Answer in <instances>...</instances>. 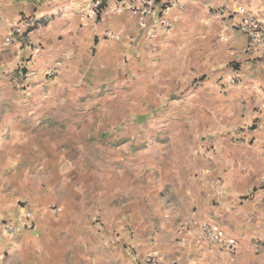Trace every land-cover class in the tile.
Wrapping results in <instances>:
<instances>
[{
    "label": "crops",
    "instance_id": "crops-1",
    "mask_svg": "<svg viewBox=\"0 0 264 264\" xmlns=\"http://www.w3.org/2000/svg\"><path fill=\"white\" fill-rule=\"evenodd\" d=\"M116 1L92 20L90 0H0V224L35 213L32 231H0V264H264V49L235 28L264 23V0H178L172 34L153 40V20L141 27ZM24 17L30 46L7 45ZM90 153L115 187L98 205L112 219H54L44 180L81 176L74 161ZM203 225L236 253L204 242Z\"/></svg>",
    "mask_w": 264,
    "mask_h": 264
},
{
    "label": "built area",
    "instance_id": "built-area-1",
    "mask_svg": "<svg viewBox=\"0 0 264 264\" xmlns=\"http://www.w3.org/2000/svg\"><path fill=\"white\" fill-rule=\"evenodd\" d=\"M173 9L183 10V6L178 0H117L114 7L111 8L114 12H128L132 16L141 18V27L146 28V19H152L153 25L149 31L147 38L153 40L160 34L170 35L174 30V24L168 19L169 13ZM105 11L104 0H90L88 17L92 20H97ZM32 27V20L29 17H24L20 23L13 27L10 37L6 40L7 45H21L29 47V33ZM235 28L247 36L249 50L264 49V23L255 16L243 15L242 18L235 24ZM107 38L119 41L120 37L108 34ZM34 55L38 50H33ZM25 68H23L24 71ZM25 72V73H24ZM23 77L25 80L32 81L34 76L25 71ZM54 73L49 72L47 78H53ZM231 84H236L237 79L232 78ZM261 184L264 186V177L261 179ZM57 213V210H54ZM35 227V213L31 211L25 212L19 223L2 222L0 231L15 235L20 230L32 231ZM199 237L209 245L218 246L221 250L229 255H234L237 251V246L234 242L225 239L221 233L214 227L203 225L198 230ZM142 264H176L173 260H164L157 254H148Z\"/></svg>",
    "mask_w": 264,
    "mask_h": 264
},
{
    "label": "rangeland",
    "instance_id": "rangeland-1",
    "mask_svg": "<svg viewBox=\"0 0 264 264\" xmlns=\"http://www.w3.org/2000/svg\"><path fill=\"white\" fill-rule=\"evenodd\" d=\"M144 117L133 118L131 121H134L139 124H143L145 122ZM97 126L91 125L90 128V136L92 139L103 138L107 139L109 133H105L101 135V132L95 130ZM120 131L122 127L119 128ZM147 131H145L146 134ZM119 130L114 131V134H119ZM139 134V132H138ZM143 135V134H142ZM165 133L162 131L157 132V138H165ZM138 143H133V145L137 144V147L132 146V149L135 151H141L145 149V139L142 136H137L135 139ZM134 140V142H135ZM141 143V144H140ZM106 147V146H105ZM100 147H98L99 149ZM108 148V147H107ZM74 150L83 149L88 152L91 150L89 146H83L81 148H73ZM95 157L90 155L76 157L74 161L75 168L78 172H82V175H75L71 178H58V179H46L43 182L44 187H52V185L57 186V191L48 194L49 205L44 206L47 212L51 213L54 219H61L64 221L77 222V223H86L91 222L93 224L102 226L107 221L109 222L112 218V211L109 213L102 211L101 208L98 207L100 197L99 195L102 192H108L112 194L115 190L114 186H102L101 180L98 179V176L94 173H91L89 170L95 169L97 167L96 164H93V159ZM77 165V166H76ZM113 180L112 178L110 179ZM103 184V183H102ZM140 189V187H138ZM125 191L131 190V187L127 185L124 188ZM127 200H122V204L126 203ZM87 205V206H85ZM113 204H111L112 206ZM116 205V204H115ZM112 209V208H111ZM54 210H57V213H54ZM79 227H82L79 225ZM84 227V226H83Z\"/></svg>",
    "mask_w": 264,
    "mask_h": 264
}]
</instances>
